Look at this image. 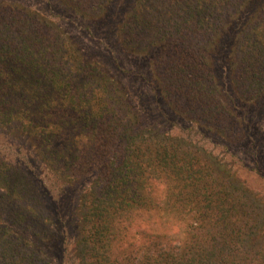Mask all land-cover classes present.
<instances>
[{
	"label": "trees",
	"instance_id": "1",
	"mask_svg": "<svg viewBox=\"0 0 264 264\" xmlns=\"http://www.w3.org/2000/svg\"><path fill=\"white\" fill-rule=\"evenodd\" d=\"M58 2L95 19L113 0ZM226 36L229 91L215 71ZM115 37L149 58L188 122L244 138L241 108L264 100V0H132ZM0 129L35 137L51 174L82 184L72 203L80 264H264V204L246 182L192 135L149 127L123 82L56 22L9 0ZM32 175L0 156V264L56 262V217Z\"/></svg>",
	"mask_w": 264,
	"mask_h": 264
},
{
	"label": "rangeland",
	"instance_id": "2",
	"mask_svg": "<svg viewBox=\"0 0 264 264\" xmlns=\"http://www.w3.org/2000/svg\"><path fill=\"white\" fill-rule=\"evenodd\" d=\"M9 1L35 9L56 22L88 58L100 62L108 73L126 85L138 112L149 127L171 134L192 135L227 163L264 204V100L241 108L239 117L244 121V138L237 142L226 140L216 132L194 126L167 104L157 86L154 68L148 57L120 49L115 31L132 0H113L108 14L95 19L75 14L58 0ZM230 41V37L226 36L215 66L219 85L225 91L231 89L224 62ZM37 149L35 137L32 139L17 131L0 129V156L20 165L33 174L37 183L46 186V204L56 217L55 237L48 247L55 264H80L73 247L75 217L72 203L83 186L81 183L71 186L54 177ZM64 190L66 192L63 194ZM64 201L68 208L63 207ZM116 252H120L119 249Z\"/></svg>",
	"mask_w": 264,
	"mask_h": 264
}]
</instances>
